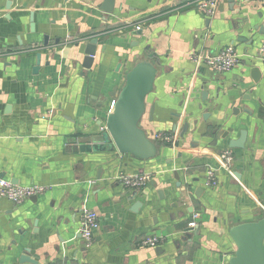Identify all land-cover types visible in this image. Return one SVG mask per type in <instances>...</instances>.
Segmentation results:
<instances>
[{
  "label": "crops",
  "instance_id": "1",
  "mask_svg": "<svg viewBox=\"0 0 264 264\" xmlns=\"http://www.w3.org/2000/svg\"><path fill=\"white\" fill-rule=\"evenodd\" d=\"M195 1L114 0L108 13L106 0H0V177L45 188L17 205L0 198V264H31L19 263L26 248L37 264H227L236 249L228 229L264 211V77H250L255 66L264 72V0H217L213 17ZM92 38L96 55L85 70ZM230 44L239 58L229 72L191 59ZM143 60L157 73L140 127L157 156L77 150L102 141L114 90ZM241 130L244 148L230 149ZM157 133L172 141H155ZM227 149L230 172L220 169ZM208 170L217 185H205ZM143 173L151 178L138 189L117 181ZM135 202L142 206L130 212ZM83 208L99 219L87 246L77 236ZM194 213L197 235L186 242ZM147 236L160 243L143 246Z\"/></svg>",
  "mask_w": 264,
  "mask_h": 264
},
{
  "label": "water",
  "instance_id": "2",
  "mask_svg": "<svg viewBox=\"0 0 264 264\" xmlns=\"http://www.w3.org/2000/svg\"><path fill=\"white\" fill-rule=\"evenodd\" d=\"M9 4H7V7ZM114 8V0H106L103 10L110 13ZM30 29L34 30L32 17L30 18ZM262 31V28L260 29ZM140 34V33H139ZM46 40V38H45ZM97 38L89 39L82 51L81 67L89 70L96 55ZM40 55L36 56V71L39 67ZM264 69V61L262 62ZM156 68L148 61L137 62L125 75V80L120 89L114 90L115 99L112 102V108L107 115L104 131L101 134V142L79 145L77 150L81 152H103L117 151L120 154H130L136 159L146 161L157 156L159 148L146 134V131L140 127V121L146 113V97L152 92L154 80L156 78ZM250 77L253 83L258 84L264 77L260 67H254L250 70ZM117 91V93H116ZM194 93V92H193ZM198 93V91H195ZM194 95V94H192ZM208 93L201 91L202 100L205 101ZM246 97L245 99H247ZM249 113L247 108L242 109ZM238 111L233 109V115ZM153 107L148 111V119L152 120ZM187 130V125L183 127ZM228 136V131H224L222 139ZM246 142V132L239 131L237 139H230L228 147L230 149H243ZM178 180V174L174 173ZM180 185L179 183L177 184ZM200 189H196L195 196H199ZM136 192L131 193L127 198L130 201L136 197ZM159 197L162 193L158 192ZM142 203L135 202L130 207V212H137ZM186 242H191L192 234L197 235L196 229L187 228L183 231ZM228 235L235 246V252L228 259L227 264H264V211L261 217L253 222L240 223L228 229ZM19 263L37 264L35 258L29 255L26 248L19 256Z\"/></svg>",
  "mask_w": 264,
  "mask_h": 264
},
{
  "label": "built area",
  "instance_id": "3",
  "mask_svg": "<svg viewBox=\"0 0 264 264\" xmlns=\"http://www.w3.org/2000/svg\"><path fill=\"white\" fill-rule=\"evenodd\" d=\"M194 4H196L198 8L209 17H213L216 14L217 0H200L195 1ZM138 28L139 27H137V29ZM259 50L260 56L262 58L261 60L264 61V41L261 43ZM238 58L239 56L237 54V50L233 44L227 45L220 51L211 53L210 55L201 53L191 56L192 61L197 66H203L217 74L226 73L232 70L237 64ZM153 139L161 143H170L172 141V136L166 133H157L154 135ZM233 160L234 159L231 151L229 149L224 150L220 155V169H222L224 172H230V167ZM150 178L151 176L149 173L131 176L119 175L117 177V181H119L124 188L133 190L146 185ZM205 185H217L214 171H207ZM44 190L45 188L40 186H16L9 180L0 177V198L7 199L14 205L20 204L25 199L36 196L42 193ZM198 218V213L192 214L188 227L194 229L197 225ZM98 229L99 219L96 212L87 208H83L81 210L80 225L77 230L78 237L82 240L83 244L86 246L89 245L93 239L94 233ZM159 243L160 240L152 236H147L142 241V245L146 247H156Z\"/></svg>",
  "mask_w": 264,
  "mask_h": 264
},
{
  "label": "flooded vegetation",
  "instance_id": "4",
  "mask_svg": "<svg viewBox=\"0 0 264 264\" xmlns=\"http://www.w3.org/2000/svg\"><path fill=\"white\" fill-rule=\"evenodd\" d=\"M166 134H170V133H166ZM171 135V134H170ZM161 143V142H160ZM77 236H78V234H77Z\"/></svg>",
  "mask_w": 264,
  "mask_h": 264
}]
</instances>
